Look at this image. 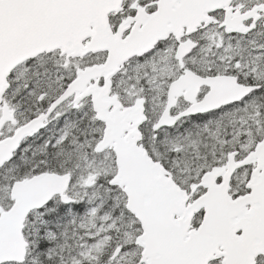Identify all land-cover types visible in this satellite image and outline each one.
Wrapping results in <instances>:
<instances>
[{"label": "snow or ice", "instance_id": "1", "mask_svg": "<svg viewBox=\"0 0 264 264\" xmlns=\"http://www.w3.org/2000/svg\"><path fill=\"white\" fill-rule=\"evenodd\" d=\"M0 264H264V0H0Z\"/></svg>", "mask_w": 264, "mask_h": 264}]
</instances>
